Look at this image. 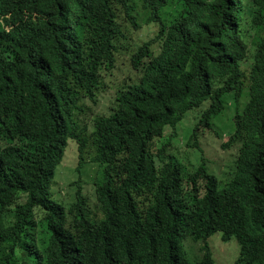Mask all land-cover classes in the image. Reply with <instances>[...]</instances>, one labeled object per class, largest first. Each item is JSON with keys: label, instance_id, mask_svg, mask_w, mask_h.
Returning a JSON list of instances; mask_svg holds the SVG:
<instances>
[{"label": "trees", "instance_id": "1", "mask_svg": "<svg viewBox=\"0 0 264 264\" xmlns=\"http://www.w3.org/2000/svg\"><path fill=\"white\" fill-rule=\"evenodd\" d=\"M140 22L138 80L110 89ZM228 103L221 178L199 141ZM192 111L195 165L156 144ZM69 140L78 170L102 167L67 204L52 188ZM217 233L235 264H264V0H0V264H215ZM186 237L200 257H182Z\"/></svg>", "mask_w": 264, "mask_h": 264}, {"label": "rangeland", "instance_id": "2", "mask_svg": "<svg viewBox=\"0 0 264 264\" xmlns=\"http://www.w3.org/2000/svg\"><path fill=\"white\" fill-rule=\"evenodd\" d=\"M139 29L130 30L127 35V40H123L128 50H120L118 54V62L114 77L111 79L113 88L118 89L126 84L134 83L138 80L137 72L132 68L130 63L131 55L138 49L142 42L147 41L153 37L154 28L149 25H144L140 22ZM108 89L105 93L107 97L106 103L111 99V90ZM247 101V95L244 93L243 98L240 100L242 110L243 105ZM229 102V101H228ZM102 103L98 106H93L92 113H88V120L86 124L87 132L91 133L93 128V118L103 113L100 111ZM198 111H192L188 118L184 119L177 127L176 130L166 128L163 141H157L158 148L166 147L167 152H173L179 158L185 159L188 164H196L197 160L201 157L198 150L191 149L186 145L192 128L196 122V114ZM224 114L213 119V124L216 125L215 129L220 136L214 135L212 132L207 131L201 133L199 146L202 150L203 159L210 171L219 174L222 178L227 172V166L233 165V149L224 148L227 141L228 134L233 130L232 117L234 114L233 104L228 103ZM169 138V141L166 139ZM177 145V146H176ZM79 155L77 144L69 140L66 148L64 159L56 170L54 183L52 188L55 200L69 204L75 197L78 185L82 186L85 193H92L93 183L101 177V165L98 163H91L87 161L83 167L78 170ZM193 169V167L191 168ZM97 178V179H96ZM214 255L216 264H235L239 257V243L235 238L229 242L222 241L221 233H217L210 237L208 240ZM202 245V244H201ZM199 245L195 244L192 240L191 243L185 245V241L181 242V255L184 258L195 259L199 256ZM202 255V252L200 251Z\"/></svg>", "mask_w": 264, "mask_h": 264}, {"label": "clouds", "instance_id": "3", "mask_svg": "<svg viewBox=\"0 0 264 264\" xmlns=\"http://www.w3.org/2000/svg\"><path fill=\"white\" fill-rule=\"evenodd\" d=\"M235 156H236V152L233 154V160H234V158H235ZM232 160V161H233ZM219 175V174H218ZM100 215H102V214H100ZM215 235V234H214ZM210 239V238H209ZM208 239V240H209ZM182 241H185V245H187V243H191L192 242V240L191 239H189L188 237H186L185 239H183ZM222 241H223V238H222ZM208 242V241H207ZM223 242H225V241H223ZM209 243V242H208ZM201 247V245L199 246V249H198V251H199V256L198 257H200L201 256V254H200V251L202 252V249L200 248ZM209 247H211L210 245H209ZM210 250H211V248H210ZM211 252H212V250H211ZM213 254V253H212ZM213 258H214V255H213ZM214 260H215V258H214ZM215 264H216V261H215Z\"/></svg>", "mask_w": 264, "mask_h": 264}]
</instances>
